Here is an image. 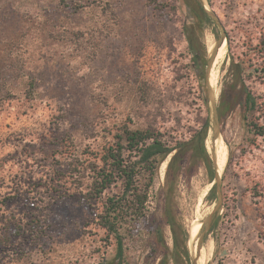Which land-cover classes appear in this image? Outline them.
<instances>
[{"label":"rangeland","instance_id":"1","mask_svg":"<svg viewBox=\"0 0 264 264\" xmlns=\"http://www.w3.org/2000/svg\"><path fill=\"white\" fill-rule=\"evenodd\" d=\"M208 1L228 39L220 95L235 56L250 71L264 127V0ZM197 6L196 0H0V234L8 215L23 227L0 248V264H100L115 257L116 242L106 241L98 221L102 203L88 197L86 167L99 163L120 128L152 126L187 140L199 116H207V101L198 96L203 87L208 97L210 77L189 67L184 28L211 67L220 60L222 36L208 17L194 26ZM219 127L227 145L220 206L203 167L177 179L173 210L181 230L174 253L164 218L174 151L167 167L161 164L146 220L125 243L128 264H193L211 239L207 264H264V135L238 113ZM158 226L167 252L152 237Z\"/></svg>","mask_w":264,"mask_h":264},{"label":"trees","instance_id":"2","mask_svg":"<svg viewBox=\"0 0 264 264\" xmlns=\"http://www.w3.org/2000/svg\"><path fill=\"white\" fill-rule=\"evenodd\" d=\"M185 2L182 1V4ZM192 17L202 26L207 16L198 6L191 10ZM187 26V25H185ZM187 57L189 67L197 75L210 77L212 67L204 50L200 47L192 30L185 27ZM232 80L221 91L217 115L219 124L225 123L234 113H238L243 123L256 135H264V127L259 123L257 113L261 112L260 102L255 98L248 85L250 71L244 63L237 62L233 56L231 62ZM264 74V67L261 69ZM146 90V89H145ZM201 101H207L205 89L199 90ZM206 117L199 116V126L191 129L193 134L187 140L178 139L152 126L120 128L113 136L112 143L103 149L99 163L89 164L86 170L92 172L88 197L102 203L98 215L101 228L106 233V241L111 238L116 242V255L109 262L100 264H128L126 259V241L133 235L135 224L146 220L147 204L151 189L159 174L161 164L175 151L167 170V190L164 204L165 223L171 228L174 241V253L179 247L181 227L173 210V192L180 176L190 178L203 167L209 180H214V169L207 146L205 145ZM14 215L6 216L4 232L0 234V248L12 239L21 236L23 227L16 224ZM36 220L41 230L39 218ZM35 223V222H34ZM32 225L31 231L36 239L41 231ZM157 245L168 251L163 229L158 226L152 232Z\"/></svg>","mask_w":264,"mask_h":264},{"label":"water","instance_id":"3","mask_svg":"<svg viewBox=\"0 0 264 264\" xmlns=\"http://www.w3.org/2000/svg\"><path fill=\"white\" fill-rule=\"evenodd\" d=\"M205 13V15L216 25L218 26L221 36H222V51L220 54V60L212 66V72L210 76V84L208 89V97H207V116L206 122L204 126L208 128L206 138L209 134L213 133L215 139L218 143V152L216 155V159L213 162L210 156L212 166L214 169V182L217 188V206L219 207L222 199V182H223V173H224V151L226 148V142L222 131L219 127L218 123V115H217V106H215L216 98L218 95V91L220 89V78H221V64L226 59L228 54V39L226 32L223 29L222 23L216 14L215 10L211 6L208 0H196ZM206 144V139H205ZM207 148V147H206ZM208 150V149H207ZM209 152V151H208ZM210 155V153H209ZM213 222V219L210 222ZM198 262V252L194 255L193 264H197Z\"/></svg>","mask_w":264,"mask_h":264},{"label":"bare ground","instance_id":"4","mask_svg":"<svg viewBox=\"0 0 264 264\" xmlns=\"http://www.w3.org/2000/svg\"><path fill=\"white\" fill-rule=\"evenodd\" d=\"M206 41H207V48H208V53L209 56L212 55V49L214 46V35L210 34L206 36ZM217 62V58L215 57L212 64ZM220 90H221V86L220 89L218 91V95H220ZM215 136L213 135V133L209 134V140L206 143L207 149L210 153V156L212 158V161L214 162L216 159V155L218 152V143L217 141H215ZM170 157V156H169ZM227 162V152L226 149L224 151V166ZM167 161L165 160L163 167L166 168L167 167ZM162 171V170H161ZM164 173V172H163ZM214 241L211 239L208 242H205L202 247L200 248V251L198 253V262L197 264H207L214 252ZM193 255V254H192Z\"/></svg>","mask_w":264,"mask_h":264}]
</instances>
